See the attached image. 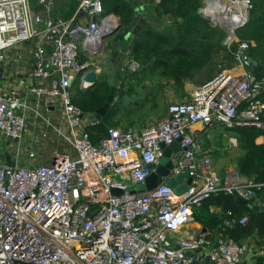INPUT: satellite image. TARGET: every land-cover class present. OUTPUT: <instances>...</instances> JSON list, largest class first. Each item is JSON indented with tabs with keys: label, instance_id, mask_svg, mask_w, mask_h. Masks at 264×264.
<instances>
[{
	"label": "built area",
	"instance_id": "2783aa9c",
	"mask_svg": "<svg viewBox=\"0 0 264 264\" xmlns=\"http://www.w3.org/2000/svg\"><path fill=\"white\" fill-rule=\"evenodd\" d=\"M217 1H224V11H218ZM39 2L49 9L56 0ZM252 9L251 0H207L200 9L225 30L224 45L242 74L222 70L190 99L171 102L166 118L143 129L110 128L94 144L87 128L100 120L85 115L73 100L88 73L105 70L99 60L106 47L103 37L117 27V19L106 14L103 0H79L70 19L45 17L30 0H0V64L17 46H30L34 56L22 94L2 90L6 72L0 70V137L11 139L0 147V154L10 156L9 162L0 157V264H190L199 255L188 257L189 252L212 245L214 235L208 231L175 240L194 221L195 209L213 195L237 192L250 201L264 187L239 184L237 172L225 180L217 177L209 151L198 149L193 130L197 124L230 129L264 124V81H253L250 43L237 37ZM139 69L128 51L121 75ZM55 107L65 131L44 115ZM39 118L69 147L53 149L51 164L38 159L35 148L32 119ZM175 142L179 149L170 156V176L186 172L192 179L189 189L178 195L162 182L133 194ZM113 189L122 194L112 195ZM248 222V216L228 211L223 228L229 232ZM246 250L225 234L209 256L215 264H243ZM258 255L264 264V248Z\"/></svg>",
	"mask_w": 264,
	"mask_h": 264
},
{
	"label": "trees",
	"instance_id": "16d2710c",
	"mask_svg": "<svg viewBox=\"0 0 264 264\" xmlns=\"http://www.w3.org/2000/svg\"><path fill=\"white\" fill-rule=\"evenodd\" d=\"M251 2L253 9L249 21L237 31V37L240 41L255 42L250 55L264 62V0ZM103 3L106 14L114 13L120 17L124 26L131 23L133 13L122 0H103ZM203 6L204 0H160L155 9L157 19L136 35L131 48L132 59L140 64L139 71L120 77L117 100L98 125L87 128L94 144L107 137L110 128L125 129L137 125V114L146 108V102L140 100L142 95L136 89L137 84L139 87L143 82L158 78L159 82L173 80L180 87L186 77L212 63L218 55H222L224 61L234 63L233 55L224 45L225 30L200 13ZM77 7L74 4L71 13ZM237 47L234 43L232 50ZM141 75L144 77L140 78ZM133 80L138 83L134 84ZM256 80L264 81V68ZM109 94L108 76L103 73L95 87L79 91L73 102L85 115H92L104 106ZM231 129L237 135L243 152L237 162V173L253 180L254 184H264V144H257V139L264 135V129L251 125ZM259 193H264V187ZM213 208L220 211L211 212ZM228 211L237 217L249 218L247 225L227 232L231 239L244 245L249 238L257 236L264 243V211L237 206L233 194L213 195L195 209L194 217L196 222L209 224L214 229L222 226L221 232L225 233L223 224Z\"/></svg>",
	"mask_w": 264,
	"mask_h": 264
},
{
	"label": "crops",
	"instance_id": "0c3cea01",
	"mask_svg": "<svg viewBox=\"0 0 264 264\" xmlns=\"http://www.w3.org/2000/svg\"><path fill=\"white\" fill-rule=\"evenodd\" d=\"M122 1L129 6L133 13V16L131 23L128 26H124L120 17L116 16L114 13L108 14L117 19V27L121 25V28L117 31V33L113 34L111 37L105 40L106 47L104 50V54L103 57L99 59L105 65V70H103L102 73H105V75H107L108 77L112 68L121 67L124 59L126 58V53L128 51H131L136 35L140 33L142 29H144L146 26L157 19V13L155 9L157 4L160 2V0ZM30 2L35 12L40 13L45 17H61L64 19H70L75 14L76 11L74 13H71L72 6L74 4L76 6L79 5V0H56L54 7L48 9L46 5L40 4L39 0H30ZM206 2L207 0H204V5ZM249 43L250 51H252V48H254L256 44L253 41ZM250 56L258 62V65L261 67V73L262 69L264 68L263 60L254 58V56L252 55ZM33 64L34 56L33 50L30 46L22 45L12 48L8 53V61L6 63L0 64V70L6 72V80L5 83H3L2 90H15L19 94L26 92ZM222 70H234L237 74L243 73L241 67L236 65L235 62H226L224 61V57L222 55H218L214 58L212 63L204 66L200 70H195L190 77H186L183 81V86L178 87L177 85H175L173 80H167L166 82H164V86L165 84L169 83L171 91H168V94H171V92L174 94L173 91H175L176 97L174 98V100H170L168 104H166V106H164L163 103L161 104L160 109L162 110V112L157 116V118L159 117V119H155V116H153L154 120L153 117H148L140 121L139 119H137V125L134 128L143 129L166 118L167 107L171 102H181L183 100L190 99L192 93L196 88L202 87L203 85L212 81ZM260 98L264 102V92L262 93ZM44 115L46 116V118H50V121L53 125L61 128L62 130L65 129V123L58 110V107L51 108L49 112ZM241 119L242 117L240 111L238 112V120ZM32 124L33 126H35L33 135L37 138L35 148L38 151V159L45 161L46 164H51L54 158L52 156L53 149L59 148L64 152L68 150L69 147L64 142L63 138L61 136L55 135L50 128H46V122L43 119H32ZM140 125L142 126L140 127ZM260 128L264 129V124ZM193 130L198 142V149L201 152L209 151V155L211 156L214 166V172L217 177H219L221 180H225L227 177H230L235 172H237V162L243 155V152L240 149L238 137L232 131V129L227 128L222 124L214 123L213 125L208 127L197 124L193 127ZM52 138L55 139L54 142L52 141ZM28 139L29 138L27 137V140ZM7 142L8 140L3 138L0 141V147L6 146ZM257 144H264V135L260 136L257 139ZM46 149H48V152L46 151L45 153H43V151H45ZM71 154L75 155L74 152H72ZM37 162L40 163L38 160ZM236 182L245 186H249L254 183L253 180L242 177L240 175H238V177L236 178ZM263 195L264 193H259L257 198L250 200L251 203L261 206L263 202ZM219 211V208L211 209V212ZM203 227V224L196 222L194 219L193 222L186 225V227L179 233V235L176 237L175 243L180 237H186L190 234L203 231ZM213 231L214 228H212V230H208V232L214 235ZM225 234H227V231L225 233H222L220 231V235L224 236ZM262 241L263 240L256 236L249 238L244 244L247 247L246 253L244 255L248 253V250L250 248V256L256 258L257 264H263L262 258L258 255L259 252L264 248V243ZM207 249L208 248L203 249L202 253L207 251ZM201 258L203 259V257ZM256 263L243 256V264Z\"/></svg>",
	"mask_w": 264,
	"mask_h": 264
},
{
	"label": "water",
	"instance_id": "95a60500",
	"mask_svg": "<svg viewBox=\"0 0 264 264\" xmlns=\"http://www.w3.org/2000/svg\"><path fill=\"white\" fill-rule=\"evenodd\" d=\"M217 5H218V11L219 12L224 11V9H225L224 1H217ZM180 21L183 22L182 19H180ZM120 28H121V25H119L116 29H114L113 31H111L110 33L105 35L103 37V39H105V40L108 39L113 34L117 33V31ZM249 59H250V63L253 66V75H254L253 81H254L259 76V73L261 71V67L258 65V62L255 61L251 56L249 57ZM102 74H98L95 71H91L90 73H88L86 78H85V87L82 90L88 91L91 88L95 87L99 83ZM120 77H121L120 68L114 67L110 70V75L108 77V84L110 86V94L108 96V99H107L106 103L104 104V106L101 107L100 109H98L95 112V114L90 115V117L95 116L96 119L101 120L108 113L110 108L113 106V104L117 100L118 91L120 89ZM9 143H11V139H9L8 144ZM4 148H5V146L2 147V149H4ZM178 149H179V142H175L172 145H170L169 147H166L165 151H164L163 158H162V159H166V163H162V160H161V164L156 167L155 171L153 173H151V175L148 177L146 182L144 184L137 185L131 192L133 194L145 193L147 191L153 190L154 188L159 186L162 182L166 186L172 188L174 190V192L178 195L186 192L192 183V179L188 177L187 173L184 172V173L176 175V176H170V170L173 167L172 162L170 160V156H171L172 152H177ZM0 157L2 159H4L6 162L10 161V156L8 155V153H1ZM163 177L166 178L164 181L162 180ZM121 194H122V191H120V190H117V189L112 190V195H114V196H119ZM233 195L236 199V205L237 206H246L249 209H251L252 211H264V205L260 206V205L252 204L250 201H248V200L244 199L242 196H240L237 192H234ZM221 228H222V226L214 229V231H213L214 232V240L212 242V245L210 247H208L207 251L202 253L203 250L201 249V250H198L195 252H189L188 253V257H194V256L199 255V258L196 260H193L190 264H215L214 261L211 260V258L209 256V251L213 247H215L217 245V243L219 242ZM208 230H212V227H210L209 224L204 225L203 231L206 232ZM201 257H203V259ZM244 257H246L249 260L254 261L256 263V258L250 256V248L248 250V253L246 255H244Z\"/></svg>",
	"mask_w": 264,
	"mask_h": 264
},
{
	"label": "rangeland",
	"instance_id": "374dc122",
	"mask_svg": "<svg viewBox=\"0 0 264 264\" xmlns=\"http://www.w3.org/2000/svg\"><path fill=\"white\" fill-rule=\"evenodd\" d=\"M139 77L143 78L144 76L141 75ZM166 81L167 80L164 79L163 81L159 82L157 78V79H151L150 81H146V83L143 82L139 84V87L137 86L138 84L136 85V89L138 90V93L140 94V96L142 95V99H140L141 97H139V99L146 102V108L137 114V118L139 117V121L153 116H155V119H159V117L157 118V116L162 112V110L160 109L161 104L163 103V105L166 106V104H168L170 100H174V98L176 97L175 91H173L174 94L172 92L171 94L167 93L168 91L171 90L169 83L165 84L164 86V82ZM133 82L134 84L138 83L136 82V80H133ZM143 87L146 88L142 89ZM141 126L142 125H140V127ZM1 139L2 138L0 137V140ZM52 139H53L52 141L54 142L55 139L54 138ZM46 151L48 152V149L43 151V153H45ZM162 163H166V159H162Z\"/></svg>",
	"mask_w": 264,
	"mask_h": 264
}]
</instances>
